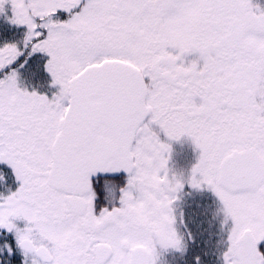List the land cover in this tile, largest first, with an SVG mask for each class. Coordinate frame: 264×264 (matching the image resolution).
I'll list each match as a JSON object with an SVG mask.
<instances>
[{
    "label": "snow or ice",
    "instance_id": "6c2138e0",
    "mask_svg": "<svg viewBox=\"0 0 264 264\" xmlns=\"http://www.w3.org/2000/svg\"><path fill=\"white\" fill-rule=\"evenodd\" d=\"M0 264H264V0H0Z\"/></svg>",
    "mask_w": 264,
    "mask_h": 264
},
{
    "label": "rangeland",
    "instance_id": "374dc122",
    "mask_svg": "<svg viewBox=\"0 0 264 264\" xmlns=\"http://www.w3.org/2000/svg\"><path fill=\"white\" fill-rule=\"evenodd\" d=\"M198 150L188 137H181L172 144V162L178 166H187L194 162Z\"/></svg>",
    "mask_w": 264,
    "mask_h": 264
}]
</instances>
